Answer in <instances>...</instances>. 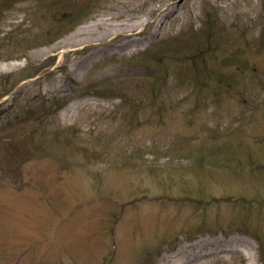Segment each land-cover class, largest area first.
<instances>
[{
    "label": "rangeland",
    "instance_id": "rangeland-1",
    "mask_svg": "<svg viewBox=\"0 0 264 264\" xmlns=\"http://www.w3.org/2000/svg\"><path fill=\"white\" fill-rule=\"evenodd\" d=\"M12 1L0 264H264V0Z\"/></svg>",
    "mask_w": 264,
    "mask_h": 264
},
{
    "label": "trees",
    "instance_id": "trees-1",
    "mask_svg": "<svg viewBox=\"0 0 264 264\" xmlns=\"http://www.w3.org/2000/svg\"><path fill=\"white\" fill-rule=\"evenodd\" d=\"M19 0H13L12 2H18ZM5 0H0V13L2 11V9H5V8H11L13 3H6L4 4ZM58 16V15H57ZM54 17V18H51V19H55L57 18ZM61 17V16H60ZM59 17V18H60ZM59 18H57V20H59ZM50 19V20H51ZM54 20H52L53 22ZM157 61L154 57H152L150 55V61ZM50 65L52 64H48V65H38V66H35L33 68H29L30 71L27 72V73H24L22 70L19 71L21 73H17V74H7V75H0V99H2L4 96L8 95L12 89L17 85V83L22 80V79H25V78H32V77H35L36 75L40 74L41 72H43V69L46 67H50ZM28 67L24 70H27ZM131 78V77H130ZM99 95H103V96H113L115 98H119L121 99V101H123V97H122V91H119L117 88H115L113 91H103V92H98ZM59 106H62V102H58L56 103L55 107H59ZM41 108H47L46 105L41 107ZM40 110V108H36V109H30L26 115H24V119L21 120V123L20 124H28L30 122H38L40 121V117L37 116L38 114V111ZM8 124L10 125V127H8V129H11V123L10 121L8 122ZM7 124V125H8ZM2 128H6V125L3 126ZM0 128V132L2 133L5 129H2ZM0 133V134H1ZM32 142H35V134L34 132H32L31 134H27V135H24V139H23V143H32ZM186 152V155L190 152V148L188 147V145L185 147V151ZM183 153V152H182ZM193 155V154H192ZM208 157V156H207ZM192 160H197L199 162H201V159L200 158H196V157H192ZM182 229H179L177 234L179 235H183V233H188V234H184L183 236L185 238H194L196 237L197 235L199 234H205V233H210V234H213V231H211V229H206L205 227L203 226H198L194 229L192 228H185V230H183L181 232ZM240 232H243V231H240Z\"/></svg>",
    "mask_w": 264,
    "mask_h": 264
},
{
    "label": "bare ground",
    "instance_id": "bare-ground-1",
    "mask_svg": "<svg viewBox=\"0 0 264 264\" xmlns=\"http://www.w3.org/2000/svg\"><path fill=\"white\" fill-rule=\"evenodd\" d=\"M160 11V9L159 10H157L156 9V7H150L149 9H148V13L149 14H152V13H154V12H159ZM162 12V11H161ZM113 29L117 32V31H132L133 29H134V25H132V24H129V25H126L125 23H120V24H117V25H115V27H113ZM109 34V32H107V30H104L103 31V35L104 36H106V35H108ZM93 55V54H92ZM92 55L91 56H88L86 59H83L82 61H81V63L82 62H86V60H88V59H90L91 57H92ZM94 55H97L96 53H94ZM80 63V65L78 66V64H75L74 66L73 65H70V67H75V68H81L82 66H83V64H81ZM206 241H205V239H204V237H200V238H198V239H196V240H194V241H192V242H186L185 244H184V247H185V250H187L188 252H189V254H191V248H197L200 244H202V243H205ZM253 259H255V252H253Z\"/></svg>",
    "mask_w": 264,
    "mask_h": 264
},
{
    "label": "water",
    "instance_id": "water-1",
    "mask_svg": "<svg viewBox=\"0 0 264 264\" xmlns=\"http://www.w3.org/2000/svg\"><path fill=\"white\" fill-rule=\"evenodd\" d=\"M12 95H13V93L9 96V98H11L12 97Z\"/></svg>",
    "mask_w": 264,
    "mask_h": 264
}]
</instances>
